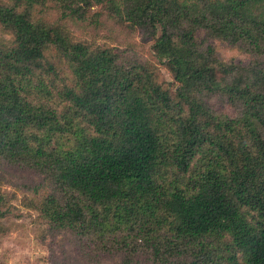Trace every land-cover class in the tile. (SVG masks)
Wrapping results in <instances>:
<instances>
[{
	"label": "trees",
	"instance_id": "trees-1",
	"mask_svg": "<svg viewBox=\"0 0 264 264\" xmlns=\"http://www.w3.org/2000/svg\"><path fill=\"white\" fill-rule=\"evenodd\" d=\"M55 1L142 31L172 83L36 17L44 0H0V164L51 186L23 205L115 264H264V0ZM10 212L0 181V233Z\"/></svg>",
	"mask_w": 264,
	"mask_h": 264
},
{
	"label": "rangeland",
	"instance_id": "rangeland-1",
	"mask_svg": "<svg viewBox=\"0 0 264 264\" xmlns=\"http://www.w3.org/2000/svg\"><path fill=\"white\" fill-rule=\"evenodd\" d=\"M20 8L21 6L18 7ZM33 10L36 17L43 18L44 21L65 24L76 40L106 43L137 55L154 66L161 81L172 83L168 70L154 57L152 40L142 31L132 30L125 24L127 22L117 21L109 11L100 9L93 14L89 10L82 18H78L77 14L67 16L64 14L67 11L58 7L55 0H44L43 6L34 5ZM197 35L202 46L211 44L216 55L222 60L241 63L246 61L245 54L236 47L210 38L200 30ZM8 38L7 32L0 28V42ZM260 60L264 63V56ZM0 181L11 204L10 214L3 219L6 230L0 233L1 264H115L120 257L100 251L90 240L78 236L73 231L50 228L45 219L23 205L22 201L26 197L40 196L29 192V186H37V193L50 191V184L42 179L40 173L0 164ZM135 261L133 264H149L143 255L135 257Z\"/></svg>",
	"mask_w": 264,
	"mask_h": 264
}]
</instances>
